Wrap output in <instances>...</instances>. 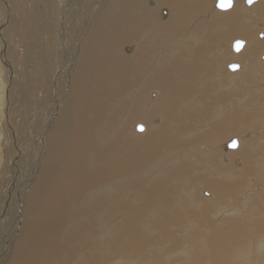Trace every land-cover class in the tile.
<instances>
[{"label":"bare ground","instance_id":"obj_1","mask_svg":"<svg viewBox=\"0 0 264 264\" xmlns=\"http://www.w3.org/2000/svg\"><path fill=\"white\" fill-rule=\"evenodd\" d=\"M5 1L9 9L8 26L19 37L20 44H16L28 59L26 66L19 57L16 63L23 65L22 69L34 65L31 73L36 80L32 79L28 87H43L35 96L43 105L41 117L47 116L46 110L48 117L41 118V125L36 120L39 130L36 135L40 136L41 143L30 170L10 181L17 160L6 159L0 167V198L6 193L11 196L24 193L21 209L15 206L11 213L4 207L5 211L0 212V262L7 257L5 264H102L101 259L107 261L111 254L128 253L131 255L123 256L131 264H147L146 257L142 261L137 256L140 257L144 245L167 240L177 200L180 208L183 203L197 205L205 212L211 207L224 212L225 208L234 207L240 197L231 203L219 196L223 189L240 191L245 201L237 213L253 217L245 227L239 221L235 224L238 228L232 227L233 242L244 243L248 239L252 247L264 249V234H261L264 232V186L252 188L264 183L256 177L263 169L262 158L258 156L264 154L261 152L264 140L259 150L252 139L244 141L241 123L232 122L238 113L235 119L246 120L243 126H252L251 116L255 123L256 116L264 121L261 107L249 108L252 102L248 99L254 96L252 91H259L264 85L261 89L249 90L252 86L247 85L254 79L264 84V69H256L264 66V48L257 53L256 45L264 44V18L258 9L262 6L264 15V2L261 4L264 0L250 3L237 0L241 7L235 11H231L235 0L225 10L216 8L217 0H211L202 16L195 14L198 11L189 3L181 7L163 6L175 4L177 0H33L32 3L28 0L19 7L16 0ZM194 3L196 9L205 7V0H194ZM14 5L18 9L13 10ZM29 18L35 21H28ZM239 18L254 30V35L243 39L241 49L234 52L233 39L240 34ZM202 19L214 20L215 27L208 30L202 26L193 31ZM32 24H36L41 43L38 49L27 45L25 50L24 30ZM219 41H225L227 46L218 45ZM127 42L134 44V50L127 44L121 52L120 47ZM131 50L133 53L127 56ZM255 53L251 64L248 56ZM216 59L221 67L215 72L205 71V66ZM230 63L237 64L236 71L229 69ZM20 96L19 106L27 98L22 93ZM11 97L9 85L8 100ZM45 100L47 106L43 104ZM8 103L7 123L3 124L11 130L14 126L10 123L18 124L21 116ZM237 104L245 109L239 105L237 108ZM137 125H142L143 131L139 132ZM18 134V141L23 138L25 142L21 130ZM221 138H224L223 144L219 143ZM233 138L237 140V147L229 150L227 143ZM7 140H4L8 143L6 150L10 152V139ZM217 143L220 149L209 148L210 144ZM242 150L245 156L240 154ZM203 165L210 166V171L201 172ZM252 175L257 178L252 186L248 182L246 188L241 187ZM222 176L226 181H221ZM193 187H199L202 195L209 194L203 192L205 187L213 188L212 201L207 202L210 197L195 200ZM153 198L168 212L164 213L155 202L152 210ZM6 212L12 216L10 221L8 216L9 222L5 219ZM228 214L227 218H231L232 213ZM195 227L196 230H187L189 237L201 229L197 224ZM252 229L255 233L259 229V234L250 235ZM256 237L259 240L255 242ZM165 245L170 249L178 245L181 248L176 241ZM228 245L225 240L212 241V248L207 247L214 254L211 263H218L219 257L225 258L226 254L221 252L228 250ZM187 246L182 254L190 252V257H174L171 263L163 264L191 263L196 252ZM9 248L12 250L8 254ZM260 254L262 264L264 252Z\"/></svg>","mask_w":264,"mask_h":264},{"label":"rangeland","instance_id":"obj_2","mask_svg":"<svg viewBox=\"0 0 264 264\" xmlns=\"http://www.w3.org/2000/svg\"><path fill=\"white\" fill-rule=\"evenodd\" d=\"M22 1V2H21ZM25 1H28V0H16V2H19V3H16V5L19 7V6H21L20 4L21 3H24L25 4ZM29 1H31V3L33 2V0H29ZM264 1H262L261 2V4L263 3ZM0 21H1V23H0V101H1V98H2V101L0 102V104H2V105H0V109H2V110H0V167H3V165H4V161L7 159L9 162H10V160L12 161V159H14L15 161L17 160V164H15L14 165V168H13V174H12V178L10 179V181L12 180V179H14L15 177H18V176H23L24 175V173H27L28 172V168H29V170H30V164L32 163V159H33V156L35 155V152L37 151V150H39L40 149V143H41V138H40V136H39V138H38V135H36L38 132H39V130H37V128H36V126H35V124H36V120L37 121H40L39 122V124L41 125L42 124V119L41 118H44V119H46L47 117H48V111L46 110V113L45 114H47V116L45 115V116H43V117H41V114H42V111H40L41 110V108L43 107V105L41 104H39V102H38V100H37V98H36V94H38V93H40V92H42V90H41V88L43 89V87H41V85L37 88V89H35V86L33 87H31L30 89H29V84H31L33 81H34V78H35V80H36V77L35 76H32V73H31V70L33 71V69H34V65H33V68H29V66H28V68L27 69H22V67H23V65L21 66L20 64L18 65L17 63H18V60H20L22 63H26V60H28L27 58H25L24 56H23V51L21 50V51H19L20 49L18 48V44H20V40L18 39L19 37L18 36H16L15 37V35L12 33V31L10 30V27L8 26V22H9V19H7V18H9V17H7L8 16V14H9V9L7 8V6L5 5V4H7L6 3V1L5 0H0ZM187 3H189V4H191L192 5V8H193V10L194 11H198V12H196L195 14H197L198 16H202L205 12H206V10L208 9V7L210 6V3H211V0H205V7L202 9V10H200L199 8L198 9H196V5H195V3H194V0H188V1H186V0H177V3H175V4H167V3H165V4H163V6H167V5H177V6H182L183 4H187ZM4 4V5H3ZM16 5H14V7L15 8H13V10H15V9H18L17 8V6ZM2 6H4L3 8H2ZM33 6H34V4H33ZM7 9H6V8ZM239 7H241V3H240V1H237V0H235V6L233 7V10H231V11H235V10H238L239 9ZM181 9H183V8H181ZM258 9H260L261 10V16H262V18H264V15L262 14V6H260ZM6 10H7V12H6ZM171 10H172V8H171ZM4 11V12H3ZM4 13V14H3ZM7 13V14H6ZM6 14V15H5ZM33 14H34V12H33ZM35 15V14H34ZM72 18V17H71ZM31 18H29L28 19V21L30 20ZM31 21V20H30ZM32 21H35V19H32ZM31 21V22H32ZM3 23H5V24H3ZM26 24H27V22H26ZM230 24V23H229ZM2 25V26H1ZM3 25H5V26H3ZM7 26V27H6ZM202 26H204V27H206L208 30H212V28H214L215 27V21L214 20H211L210 22H206V21H204L203 19L202 20H200L197 24H195L194 25V27H193V31H195V32H197V30L199 29V28H201ZM6 27V28H5ZM35 27H36V24H32V27L30 28V29H27V27H26V29L27 30H24V33L26 34V42H24V49L26 50L27 49V47L29 46V45H31V46H33V49L36 47L37 49H38V46L40 45V39H38V33H37V30H35ZM2 28V29H1ZM238 28H239V35H237V38H235V39H233L234 41L235 40H237V39H241V40H247V39H249V38H251V37H253V35H254V30L253 29H251L248 25H246L245 23H243L242 22V20L239 18V21H238ZM31 29H33V30H31ZM41 29L42 28H39V31H41ZM34 31V32H33ZM8 32V33H7ZM32 32V33H31ZM36 33V34H35ZM260 33H263V32H260ZM260 33H259V36H260ZM264 34V33H263ZM6 35V36H5ZM29 35V36H28ZM8 37V38H7ZM15 38V39H14ZM233 37L231 36L230 37V40L232 39ZM18 42H17V41ZM33 40V41H32ZM232 40V41H233ZM16 41V42H15ZM31 41L33 42V43H31ZM8 44V45H6V44ZM16 43H18V44H16ZM12 44L14 45V46H12ZM127 44H130V46L132 47V49L134 50V44L133 43H130V42H127V43H124L121 47H120V51L122 52V49H123V47H125V45H127ZM218 45H223V46H227V43L225 42V41H222V42H218L217 43ZM18 45V46H17ZM28 45V46H27ZM258 47H259V49L257 50V53L258 52H260V51H262L263 50V48H264V44L263 43H257L256 44ZM246 49H248L249 48V46L248 47H245ZM234 52H236V51H234ZM128 54H127V56H129V55H131L132 53H133V51L131 50V52H127ZM257 53H255V54H252V55H249L248 56V58H249V60H250V62H251V64L254 62V60H255V56H256V54ZM20 54V55H19ZM23 56V57H22ZM19 57V58H18ZM16 58H18V60H16ZM23 60H21V59ZM33 58V57H32ZM14 60H16V61H14ZM217 60L218 59H216V61L214 62V63H212V64H208L207 66H205V71L206 70H212V71H216V70H218L221 66L219 65V64H217ZM17 62V63H16ZM29 62V61H28ZM18 65V66H17ZM27 64H25V66H26ZM13 67V68H12ZM16 67V68H15ZM30 71H29V70ZM256 69H264V66H258V67H256ZM11 70V71H10ZM16 70V73L14 74L13 72ZM56 70L57 69H55L54 71H53V77H54V75H56ZM237 69H234V71H236ZM6 71V72H5ZM231 71H233V70H231ZM12 73H13V75L15 76L14 77V79L11 77V75H12ZM208 74H210V75H212L211 73H209V72H207ZM17 76V77H16ZM16 79V80H15ZM32 79H33V81H32ZM37 82V81H36ZM35 82V83H36ZM35 83H34V85H35ZM9 85L11 86V92H12V97L10 98V100H8V90H9ZM22 85H23V88H22ZM44 86L46 85V83H44L43 84ZM42 85V86H43ZM248 86H252V87H248V90L249 89H252V88H259V89H261V87L264 85V84H261V82L260 81H257L256 79H254L253 80V82L252 83H250V84H247ZM26 87V88H25ZM29 89V90H28ZM27 90V91H26ZM32 90V91H31ZM36 90V91H35ZM29 91H31V93L29 94ZM40 91V92H39ZM253 92V94H254V96H252V97H249L248 99L249 100H251V102H252V106H250L249 108H253V107H255V106H258V107H261V113H263L264 112V98H262V96L264 97V88L263 89H261V90H259V91H252ZM20 93H22L25 97H27L26 99H24L23 101L21 100L20 101V106H19V103H18V101H19V99L21 98V96H20ZM258 95H259V97H258ZM34 96V97H33ZM49 97H50V95H49ZM52 97V96H51ZM34 98V99H33ZM36 98V99H35ZM32 99H33V101H32ZM8 101H10L11 103H12V105L14 106V108H16V111L15 112H17V110H19V116L18 117H20V119H18V124H13V123H10L9 125L10 126H14V129H11L10 130V128H9V126L6 124V125H4L5 123H7L6 122V120L5 119H7L6 118V114H7V111H6V106H7V103H8ZM37 101V102H36ZM26 102V103H25ZM9 104V103H8ZM24 104V105H23ZM30 104V105H29ZM44 106H47V102H46V100L44 101ZM32 105V106H31ZM238 105H239V108H241L242 110L243 109H245V108H243L244 106H242V104H237L236 106H237V108H238ZM37 106V107H36ZM1 112L3 113V114H1ZM41 112V113H40ZM35 115H37V116H35ZM238 115H239V113H238ZM238 115H236V116H238ZM5 116V117H4ZM236 116H234L233 118H232V122L233 123H237V121H238V123H241V128L243 127V129H242V131L240 132V134H242V137L243 138H246V139H248V140H244V141H249V139L251 140H253V142H256V144H254V145H257L258 144V147H259V150L262 148V145L261 144H263L262 142H263V140H264V121L263 120H261V119H257V116L255 117V120H256V123L255 122H253V117L251 116V119H250V124L253 126H243V125H246L245 123H246V120H240L239 118H236L235 119V117ZM2 117V118H1ZM9 118H12V117H9ZM30 118V119H29ZM23 120H25V121H23ZM48 120V119H47ZM240 120V121H239ZM35 121V122H34ZM46 121V120H45ZM245 123H244V122ZM4 123V124H3ZM244 123V124H243ZM25 124V125H24ZM6 126H7V128H6ZM38 127V129H39V125L37 126ZM244 127H245V129H244ZM13 128V127H12ZM255 128V129H254ZM259 128V129H258ZM17 130V131H16ZM20 130L22 131V135L21 136H24L26 139H25V142H24V139L23 138H20V140L18 141V136L17 135H19L18 133L20 132ZM10 131H12V132H10ZM19 131V132H18ZM143 131V130H142ZM16 132V133H15ZM139 132H141V131H139ZM12 133V134H11ZM2 134V135H1ZM29 136V137H27V136ZM2 136V137H1ZM228 137V136H227ZM5 138H6V142H8L9 141V139H10V143H9V148H8V150L9 149H11V151L10 152H7V147H6V144H8V143H6L5 144ZM30 138H32V139H30ZM38 138V139H37ZM226 138V137H225ZM223 139V140H222ZM29 140V141H28ZM33 140V141H32ZM221 140H222V143H221ZM228 140V138H226L225 139V141H227ZM224 138H221L220 139V144H223L224 142ZM14 142V143H13ZM29 143V144H28ZM219 143H217L216 145H211L210 144V146H209V148H215V146L218 148V149H220L219 147ZM36 144V145H35ZM219 144V145H218ZM13 146V147H12ZM36 146V147H35ZM36 148V149H35ZM34 149V150H33ZM223 150H225V148H222ZM229 149V148H228ZM229 150H234V149H229ZM32 151V152H31ZM242 152V153H241ZM240 152V154H242L243 156H245V154H244V152H243V150ZM262 153L264 152V150H262L261 151ZM263 155L264 154H262V156H258L259 158L261 157L262 158V161H260V163H261V167H262V165H263V169L261 168V173H258V174H256V175H252V176H250L249 177V179H247V182L246 183H244L241 187H244V185H245V188H246V185L247 184H249L250 186H252V182H254V179H257L256 177H258V179H257V181L259 182V181H262L263 180V182H264V179H262V177H264V158H263ZM7 156H8V158H7ZM6 157V158H5ZM13 157V158H12ZM235 157H237V154H235ZM260 160V159H259ZM13 165V164H12ZM17 165V166H16ZM203 166H205V167H202V169H200V171L201 172H204V173H206V172H208V171H210V166H208L207 165V167H206V165H203ZM234 166H236L235 164H234ZM15 170V171H14ZM16 173V174H15ZM19 173V174H18ZM215 175H213V177H214ZM256 176V177H255ZM262 176V177H261ZM21 177H19V178H21ZM252 177V178H251ZM222 179H224V177L222 176V178H221V181H226L225 179L224 180H222ZM250 180V181H249ZM245 182V181H244ZM249 182V183H248ZM252 183V184H251ZM260 186H253L252 188H255V187H261V186H264V183H258ZM249 186V187H250ZM248 187V186H247ZM194 188V198H195V200L196 199H198V197H203L204 199L205 198H207L208 199V197H210V199H208L207 200V202L208 201H212V194H211V192L210 191H214L213 190V188H211V190H210V187H208V188H204V191L203 192H207V193H209V194H205V193H203V195H205V196H203L202 195V193H201V191L200 190H198L199 189V187L197 188V187H193ZM8 189V188H7ZM9 189L10 190H13V188H11V186H9ZM207 189V190H206ZM248 189V188H247ZM256 189V188H255ZM229 189H223V192L220 194V192H219V196H222V197H226L227 199V201H230L231 203L232 202H234L237 198H239V199H237L236 200V203L239 201V203H240V205L238 206V204L239 203H234V207H232V206H230V207H227V209H229L228 211H227V209L225 208L224 210V212L223 211H217L216 210V208H210V209H206V211H208L209 212V214H208V212H205L204 210H201V208L199 209L198 208V206L196 205V206H193V205H191V204H183L182 202H187V201H185V200H181L182 202V206H181V208L179 207V202H178V200H177V204H178V207H177V205L175 204L176 203V201L175 200H172L173 201V203H174V205H176V207H177V210H176V212L173 214V213H171V214H173L172 216H173V218L171 217V220H170V222L171 223H169V225H168V235H169V237H166V239L167 240H161V241H159L158 243H152V244H147V246L146 245H144V249L142 250L141 249V252H140V257L139 256H137V258L138 259H140V260H142L143 261V258H145L144 259V261L145 262H147V264H163L164 262H169V263H171L172 262V258H176V257H178V258H181V257H185L186 255H187V257L189 256L190 257V252H189V254H182V251H183V248L184 247H188L187 245L189 244V247L191 246V250H192V252H196V255L194 256V259H193V261L191 262V263H189V264H195L196 262H199L198 260H201L200 262H199V264H214L215 262H213V263H211V261H212V258H213V252H208V250H210V249H208V248H212L211 247V243H212V241L215 239V238H217L218 240L220 239V240H225V242H226V244H228L229 243V247H228V250L227 249H224L221 253H225L226 254V256H225V258L224 257H219V262L217 263H215V264H261V262L259 261V255H261L260 253L261 252H264L263 250L264 249H259L256 245H254V247H252V245L250 244L251 243V241H249L248 239H247V241H245L244 243H237V242H233V238L234 237H232L231 236V230H232V227H236V228H238L237 227V225H235L238 221V223H239V225L241 226V227H245L244 226V224H247L248 223V221H252L253 220V217H250V216H245V213L243 214L242 212L240 213L239 212V214L237 213V210H238V208H241L242 206H241V204H242V202H243V204H244V199H243V197H241L240 196V191L238 192V190H235V191H233V190H231L232 192H230V190H229V192H226V191H228ZM219 191H222V190H219ZM249 191V190H248ZM253 191H255V190H253ZM215 192V191H214ZM227 194H226V193ZM225 193V195H223ZM236 193V194H235ZM7 195H9V197L11 196L10 195V193H6V194H4V196L2 197V198H0V212L1 211H5V209L6 210H9L11 213H13V208H15V206H20V209H21V204H22V200H23V195H24V193H21V195H18V196H16V195H12L10 198L9 197H7ZM229 196V197H228ZM6 198V199H5ZM236 198V199H235ZM230 199V200H229ZM233 201H232V200ZM240 199H242L241 201H240ZM201 200H203V199H201ZM6 201H9V202H7V205L9 204V206L7 207L6 205H5V203H6ZM11 202V203H10ZM153 202H155V203H158L159 205H160V208H162V210H163V212L164 213H167L168 211L166 210V209H164L163 208V206H162V204H161V202H159V201H157L156 199H152V201H151V209H152V203ZM230 202H228V203H230ZM15 203V204H14ZM170 204H171V202H169ZM188 203V202H187ZM205 203V202H204ZM205 204H207V203H205ZM225 204V203H224ZM23 205H24V203H23ZM236 206H238V207H236ZM4 207H5V209H4ZM10 207V208H9ZM176 207L174 208V209H176ZM195 207H196V209L197 210H195ZM19 208V207H18ZM120 208V207H119ZM191 208H193V209H191ZM150 209V210H151ZM19 210V209H18ZM149 210V211H150ZM153 210V209H152ZM186 210V211H185ZM188 210H189V212H188ZM193 210V211H192ZM210 210H213L212 212H215V213H212ZM149 211L146 213V216L149 214ZM191 212V213H190ZM198 212H199V214H198ZM219 212H221V213H219ZM232 213V214H230V215H232L231 216V218H227V216L229 215L228 213ZM9 212H6L5 213V219H6V221H7V219H8V216H10L9 217V221L12 219V216L10 215V213L8 214ZM185 213V214H184ZM188 213V214H187ZM197 215H196V214ZM211 213V214H210ZM218 213V214H217ZM178 214H179V216H178ZM183 214V215H182ZM189 214H191V215H189ZM195 214V215H194ZM206 214V215H205ZM175 215H176V217H175ZM181 215V216H180ZM235 215V216H234ZM238 215H239V218H238ZM243 215V216H242ZM186 216V217H185ZM194 216V217H193ZM197 216H198V218H197ZM148 217V216H147ZM180 217V218H179ZM182 217V218H181ZM185 217V218H184ZM212 217V218H211ZM237 217V218H236ZM244 217V218H243ZM178 218H179V220H178ZM225 218V219H224ZM246 218H247V220H246ZM145 219H146V217H145ZM181 219H182V222H180L181 221ZM186 219V220H185ZM214 219V220H213ZM217 219H218V221H217ZM192 220V221H191ZM213 220V221H212ZM221 220H223L222 222H219V221H221ZM9 221H7V222H9ZM185 223H184V222ZM187 221V222H186ZM193 221H196V222H194V223H192ZM228 221V222H227ZM6 222V223H7ZM176 222H177V224H176ZM179 222H180V224H182V225H179ZM190 222V223H189ZM211 222H213V223H211ZM231 222V223H230ZM184 223V224H183ZM205 223V224H204ZM192 224V225H191ZM193 224H195V225H193ZM196 224H197V226H200L201 227V229L200 228H198L197 229V233H196V235H190V237H189V234L187 233L188 231H192L193 229H195L196 227ZM185 225H186V227H185ZM207 225V226H206ZM212 228H209V226ZM190 226V227H189ZM193 226V227H192ZM0 227H2V225H0ZM192 227V229H190ZM195 227V228H194ZM205 227V228H204ZM177 228H178V231H177ZM189 228V229H188ZM210 229V230H208V229ZM231 228V229H230ZM185 229V230H184ZM188 230V231H187ZM196 230V229H195ZM201 230H202V232H201ZM185 233V234H184ZM204 233V234H203ZM199 234V235H198ZM210 234V235H209ZM259 234V229H258V233H255L254 232V229H252V232L250 233V235H258ZM261 234H264V232H261ZM187 235V236H186ZM212 235V236H211ZM254 236V237H255ZM200 237H201V239H200ZM244 237V236H243ZM243 237H241V238H243ZM192 238V239H191ZM193 238L195 239V238H197V239H195V240H193ZM223 238V239H222ZM245 238H247V237H245ZM174 239V240H173ZM201 242V243H199V241ZM252 240V239H251ZM257 240H259L257 237L255 238V242L257 241ZM174 241H176V242H180V245H181V248L179 249V245L176 247V248H174V249H170V248H166V245L165 244H168V243H171V242H174ZM193 241H194V243L196 244H193ZM184 243V244H183ZM248 245H247V244ZM240 244V245H239ZM242 244V245H241ZM255 244V243H254ZM151 246H152V248H151ZM162 246V247H161ZM231 246V247H230ZM250 246V247H249ZM146 247H147V249H149L150 248V250H147L146 249ZM154 247V248H153ZM160 247V248H159ZM208 247V248H207ZM256 247L258 248V249H256ZM161 248H163L162 250H161ZM152 249V250H151ZM198 249V251H196ZM231 249H232V251H231ZM237 250L236 251V253L234 252V250ZM12 250V249H11ZM11 250H10V248H9V251H8V254L11 252ZM155 250V251H154ZM199 250H200V252H199ZM228 251V253H227V251ZM261 250V251H260ZM144 251L146 252L145 253V255H144ZM153 251V252H152ZM226 251V252H225ZM230 251V252H229ZM149 252H151V253H149ZM157 252V253H156ZM232 252V254H230ZM149 254V256H148V254ZM162 253V254H161ZM7 254V255H8ZM143 256H142V255ZM152 254V255H151ZM204 254V255H203ZM209 254V255H208ZM121 255L123 256V255H125V256H128V255H131V254H128V253H125V254H111V255H109V257L107 258L108 260L106 261L105 259H101V260H103L102 261V264H131V262L130 261H128L129 259H128V257H121ZM147 255V256H146ZM152 257H151V256ZM158 255V256H157ZM185 255V256H184ZM227 255H228V257H227ZM118 256V257H120V259L121 258H124V260L123 259H121V261H119L120 259H116V257ZM154 256V257H153ZM164 256V257H163ZM117 257V258H118ZM230 257V258H229ZM7 257H5L4 259H2V261L0 262V264H5L7 261H5V259H6ZM150 258V259H149ZM186 258V257H185ZM201 258V259H200ZM211 260H210V259ZM116 259V261L114 262V260ZM147 259V260H146ZM72 260H74L75 261V257L74 258H72ZM113 262H112V261ZM127 260V261H126ZM171 260V261H170ZM186 260V259H185ZM223 260V261H222ZM5 261V262H4ZM205 261H206V263H205ZM222 261V262H221ZM72 262V261H71ZM105 262V263H104ZM108 262V263H107ZM118 262V263H117ZM126 262V263H125ZM129 262V263H128ZM177 262V261H176ZM136 263H138V264H140L139 262H134V264H136ZM175 263V262H174ZM71 264V263H70ZM262 264H264V263H262Z\"/></svg>","mask_w":264,"mask_h":264},{"label":"water","instance_id":"obj_3","mask_svg":"<svg viewBox=\"0 0 264 264\" xmlns=\"http://www.w3.org/2000/svg\"><path fill=\"white\" fill-rule=\"evenodd\" d=\"M253 0H247L248 3L252 2ZM232 5V0H217L216 1V8L218 9H228L230 6ZM243 46V42L242 40H235L232 43V48L234 51H238L241 49V47ZM237 68V64L236 63H230L229 64V69L230 70H234ZM136 129L138 131L143 129L142 125H137ZM228 148L230 149H234L237 147V140L235 138H233L230 142L227 143Z\"/></svg>","mask_w":264,"mask_h":264}]
</instances>
